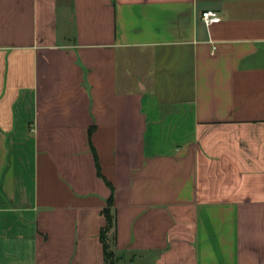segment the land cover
Segmentation results:
<instances>
[{
    "label": "crops",
    "instance_id": "0c3cea01",
    "mask_svg": "<svg viewBox=\"0 0 264 264\" xmlns=\"http://www.w3.org/2000/svg\"><path fill=\"white\" fill-rule=\"evenodd\" d=\"M112 193L117 264H264V0H0V264H105Z\"/></svg>",
    "mask_w": 264,
    "mask_h": 264
},
{
    "label": "trees",
    "instance_id": "16d2710c",
    "mask_svg": "<svg viewBox=\"0 0 264 264\" xmlns=\"http://www.w3.org/2000/svg\"><path fill=\"white\" fill-rule=\"evenodd\" d=\"M98 171H99V174L102 176L99 162H98ZM107 183L112 187L114 191L113 184L109 180H107ZM113 204H114V194L112 193L111 197L108 200V206L104 208L103 210V213L107 219V224L102 228L101 234H100V238L104 246L105 264H117L118 259H119L116 252L113 250L111 246V241H110L111 240L110 232L115 226V215L112 209Z\"/></svg>",
    "mask_w": 264,
    "mask_h": 264
},
{
    "label": "built area",
    "instance_id": "2783aa9c",
    "mask_svg": "<svg viewBox=\"0 0 264 264\" xmlns=\"http://www.w3.org/2000/svg\"><path fill=\"white\" fill-rule=\"evenodd\" d=\"M202 19L207 26L219 23L222 20L220 13L214 9H207L202 12Z\"/></svg>",
    "mask_w": 264,
    "mask_h": 264
}]
</instances>
